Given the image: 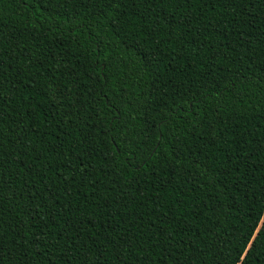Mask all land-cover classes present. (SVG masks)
I'll return each instance as SVG.
<instances>
[{
	"label": "trees",
	"instance_id": "16d2710c",
	"mask_svg": "<svg viewBox=\"0 0 264 264\" xmlns=\"http://www.w3.org/2000/svg\"><path fill=\"white\" fill-rule=\"evenodd\" d=\"M0 264H264V0H0Z\"/></svg>",
	"mask_w": 264,
	"mask_h": 264
}]
</instances>
